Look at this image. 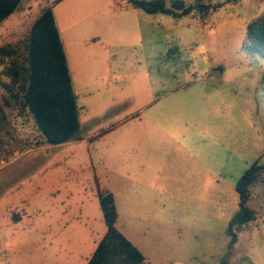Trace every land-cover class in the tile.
Masks as SVG:
<instances>
[{
    "label": "rangeland",
    "instance_id": "rangeland-1",
    "mask_svg": "<svg viewBox=\"0 0 264 264\" xmlns=\"http://www.w3.org/2000/svg\"><path fill=\"white\" fill-rule=\"evenodd\" d=\"M53 1L22 0L0 24V264L84 262L107 229L99 189L144 264H264V171L256 220L231 248L227 234L238 179L264 165V57L244 44L264 0H209L223 6L181 18L128 0L58 3L81 117V139L60 145L2 73L26 67L31 27Z\"/></svg>",
    "mask_w": 264,
    "mask_h": 264
},
{
    "label": "trees",
    "instance_id": "trees-1",
    "mask_svg": "<svg viewBox=\"0 0 264 264\" xmlns=\"http://www.w3.org/2000/svg\"><path fill=\"white\" fill-rule=\"evenodd\" d=\"M21 2L0 0V24L20 7ZM54 3L42 10L31 27L26 67L20 70L14 63L5 67L2 73L11 77L13 85L19 84L20 95L17 96L31 112L46 143L60 145L81 139V117L67 53L55 19ZM128 3L133 9L147 14L165 13L174 18L194 10L206 16L223 6L220 2L211 4L209 0H128ZM244 44L251 54L264 57V13L248 23ZM263 171L264 165L257 160L237 181L239 208L227 230L230 248L237 243L239 233L257 218L249 200L251 187L261 179ZM97 196L107 231L87 264H144L143 252L116 227L119 215L113 192L99 189ZM222 264H227L226 257Z\"/></svg>",
    "mask_w": 264,
    "mask_h": 264
},
{
    "label": "crops",
    "instance_id": "crops-1",
    "mask_svg": "<svg viewBox=\"0 0 264 264\" xmlns=\"http://www.w3.org/2000/svg\"><path fill=\"white\" fill-rule=\"evenodd\" d=\"M54 1H55V0H54ZM54 1H53L52 3H54ZM62 1H64V0H60L59 2L54 3V9H55L56 5H57L58 3H60V2H62ZM115 4L117 5V2H115ZM107 5H110V4L107 3V1L102 0V4H101V6H107ZM130 10H134V9H133V8H130ZM54 14H55V19H56V22H57V26H58L59 31H60V34H61V28H60V26H59V23H58V17L56 16L55 10H54ZM100 37H101L100 34H96L95 37H92V36L86 37V38L84 39V41H88V40L91 39V38H92L94 41H95V39H96V40H100ZM61 38H62V40H63V42H64V46H65V50H66L67 58H68V64H69V68H70V53H69L68 50L66 49V42L64 41V39H63V37H62V34H61ZM80 43H81L80 41L77 42V45L80 44ZM87 43H88V42H87ZM75 44H76V43H75ZM70 70H71V69H70ZM72 79H73V77H72ZM99 183H100V182H99ZM106 228H107V227H106ZM106 231H107V229H106L105 231L102 232L103 234H102V235L100 236V238L96 241L95 246H94L93 248H91V250H90L91 252L88 253L89 256H88V257L84 260V262H82L81 264H87V263H88L89 259L91 258L93 252H94L95 249L97 248L99 242H100L101 239L103 238V236H104V234L106 233Z\"/></svg>",
    "mask_w": 264,
    "mask_h": 264
}]
</instances>
